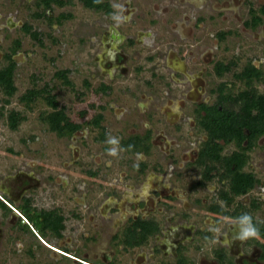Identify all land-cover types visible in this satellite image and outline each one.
<instances>
[{"label": "flooded vegetation", "instance_id": "1", "mask_svg": "<svg viewBox=\"0 0 264 264\" xmlns=\"http://www.w3.org/2000/svg\"><path fill=\"white\" fill-rule=\"evenodd\" d=\"M33 3L41 8L40 12L33 13L34 18L38 17L36 13L49 18L51 8H45L40 0ZM8 4L9 1L0 4L3 7L0 9V69L11 65L14 81L22 43L19 38H11V32L15 27L24 32L25 24L18 26V20L12 15L16 6L7 11ZM147 4L151 8L149 1ZM16 5L19 8V2ZM128 5L123 4L124 16L117 22L111 5L108 13L90 9L101 12L103 18L99 22L100 31L93 39L97 51L93 61L99 72L94 92L102 98L101 102L90 105L95 110L93 115L80 111L79 121L69 118L56 96L47 89L57 109L45 102L49 108L46 113L63 109L65 119L78 126L71 133L60 135L40 119L58 140L64 139L68 160L62 162V174L56 171L55 165L41 167L43 160L38 146L29 145L38 141L37 134H31L27 140L18 137L17 149L5 147L7 159L0 163V253L11 256L13 261L19 258L18 264H70L72 260L74 264H164L159 260V253L163 246L160 239L165 237L170 240L177 258L194 264L195 260H208L206 252L215 248L213 233L223 224L236 221L244 225L238 245L250 250L255 264L259 261L264 264V237L249 221L239 217L249 216L253 223L264 226V211H260L258 205V201L264 203L263 193L256 191L262 188L261 177L247 170L250 152L255 148L264 149L263 30L259 37L252 39V44L246 45L247 59L240 70L234 71L232 68L237 67V63L212 59L215 52L211 47L214 50L216 42H227L229 30L210 33L211 37L215 36L214 43L200 42L193 36L192 33L203 31L204 23L200 22L177 27L175 21L159 32L162 27H158L157 17H149V10L140 13L135 5L130 7L134 10H124ZM180 7L176 8L180 10ZM225 9L231 10L224 8L218 13L227 11ZM248 14L250 19L243 22L245 28L255 31L261 26L264 28V3L257 11L250 7ZM254 18L260 22L255 24L257 19ZM174 40H177L176 45ZM205 44L207 46L203 47ZM58 72L65 75V79L59 78ZM67 73L68 70H58L54 77L71 87ZM119 83L125 84L121 86L125 97L117 89ZM84 85L89 86L87 81ZM15 94L16 90L8 95L0 87V121L12 132L18 130L24 119L21 108L34 103L24 102V93L14 100ZM105 111L111 113L114 123L106 122ZM14 117L20 119L11 128L9 120ZM60 124L64 126L63 121ZM108 124L113 125L112 128ZM217 124L228 125L222 135L214 133ZM187 164L192 167L191 171H186ZM41 169L45 172V181L40 177ZM79 174L78 179L72 178ZM237 174L252 175L254 184L250 190L233 196L229 183ZM187 176L191 178L184 187L183 179ZM57 184H62L63 192L51 199V208L39 209L34 193L42 186L50 188ZM222 185L226 188L221 189ZM67 186H75L91 203H87L86 198L85 201L72 198L71 204V198L64 193ZM128 186L139 187L138 198L132 195L131 201L123 199L119 190ZM190 191L203 195L193 203L203 205L206 213L184 204L183 199L190 197ZM222 191L228 193V200L220 197ZM254 193L258 196L245 207ZM92 204L109 211L105 215L96 209L98 219L91 224L107 232L109 237L106 256L102 254L99 261L94 262L72 254L74 237L71 236V230L81 231L90 224L85 220L88 219L85 212ZM72 209L74 223L70 218L65 220V213L61 212ZM258 213L262 220L255 218ZM46 215L60 219L55 225L44 228L50 222L49 218L46 221ZM26 233L34 235L36 242L23 239ZM131 233L134 238L127 243ZM40 243L64 262L53 257V260H43L36 250ZM188 249L193 250L195 258L189 255Z\"/></svg>", "mask_w": 264, "mask_h": 264}, {"label": "rangeland", "instance_id": "2", "mask_svg": "<svg viewBox=\"0 0 264 264\" xmlns=\"http://www.w3.org/2000/svg\"><path fill=\"white\" fill-rule=\"evenodd\" d=\"M7 1H9L7 11H10L11 8L16 6L14 9L15 13L12 15L15 17V21L18 20V26L22 24L30 25L33 30L40 34L41 38L40 43L34 42L31 38H29V35L25 31L23 32L18 27H15L14 32H11V38H19L22 43L20 49L21 51L18 53V60L20 63L17 70L14 72V85L16 88L14 100L16 99V96H19L32 88L41 89L46 86L51 91V94L56 96L58 104L64 107L69 118L79 121L77 119V114L80 111H85V113L89 116L91 114L93 115L95 110L90 108V105L94 106L97 102L102 101V98L97 97L94 92L99 83V72L95 62L93 61V57L97 52L96 47L93 46V39L95 40L97 32L100 31L99 28H101L99 26V22L103 20L101 12H93L92 10L85 8L80 0H64L66 2L64 6H57L55 4L52 5L51 10L49 11V18L41 16L34 18L33 13L41 11V8L35 7L33 3L34 0H23V2H20V0H0V4ZM102 1L111 5L116 22L124 16L122 11L123 4H129V7L124 10H134V8H130L133 5H135L136 11L140 13H144L149 10V17H157V21L159 23L158 27H162L159 28L160 30L157 29L159 32L168 29L166 26L170 23H174L175 21H177L175 24L177 27L181 24L188 25L195 22L204 23V28L201 33L200 31L198 33H192L196 39L198 38L200 42L204 43H206V41H214L215 36L211 37L210 33L213 32L216 34L218 31L229 30L231 34L229 33L227 36V42H216L214 44V50L212 49L213 47H211V50L215 52L212 55V59L223 60L225 63L229 61L237 63V67L234 66L232 68L234 71L240 70L243 62L247 59L244 53L246 52L249 44H252V39L254 37H259V33L262 32V30L264 32V28L262 26L255 31L245 28L243 25L244 21L250 19L248 9L251 7L257 11L264 3V0ZM148 1L152 5L150 6L151 8H149V5L147 4ZM16 2H19V8H17ZM1 6L2 5H0V9H3ZM179 6H181L180 10L176 8ZM224 8H229L231 10L229 11L225 9L227 11L218 13L219 10ZM60 15L66 17H61ZM197 19L200 20L198 21ZM201 37H203V39H201ZM91 39L92 41H90ZM173 42L175 45L177 44V40H174ZM150 44H154V47H156L154 41H151ZM206 46L207 44L203 47ZM211 50L210 52H212ZM259 51L255 52L259 53ZM58 70H68L67 78L72 84L71 87L64 85L59 79L54 77V73ZM84 81L88 82V88L84 87ZM121 86L124 87L125 84H117V89L120 91L121 96H124V93L122 92L124 89ZM30 106V108H21L24 119L18 127V130H15L14 132L7 130L5 125L0 121V163H2L1 161H4L5 158L7 159L5 155V147L17 149L18 146L16 145V141L18 137L21 136L24 140H27V138L34 133L35 136L37 134L38 141L29 145L32 148L35 147V145L38 146V154L40 155V159L43 160L41 167L45 168L43 166L44 164L50 166L55 165L56 171L61 173L62 162L68 160L64 139L58 140L55 137V134L48 130L46 124L38 118L42 112L49 111V108L43 98L36 97L34 103ZM105 120L107 123H114L112 121V115L109 111H105ZM112 126L108 124L109 128H112ZM12 159L15 160V158ZM10 160L9 156L8 161ZM248 161L247 170L254 172L256 176L261 177L259 179L262 181V185L260 186L262 188H257L256 191L263 193L262 199H264V149L255 148L250 152ZM259 164L261 165L258 166ZM89 166H93V164H89ZM188 166L189 165L187 164L186 171H191L190 168L192 167ZM74 171H77V168H74ZM44 174V170L41 169L40 177L43 181H45ZM76 176L77 177L72 178L74 180L78 179L80 174ZM190 178V176H187V179L182 178L184 187H186V184L189 183L188 180ZM64 180H66V178H64ZM61 185L62 184L53 185L50 188L47 186L43 188L42 186L37 193H34V197L37 198L36 204L39 209L52 207L51 199H56L59 197L60 193L63 192V190H61ZM225 188L226 186L222 185L221 189ZM191 191L190 197L183 199L184 204H186V206L191 204L194 209H200L202 213H206L203 205L197 206L193 203L194 199L203 195L201 193L191 194ZM103 192L106 194L107 190L105 189ZM64 193L67 194L65 197L71 198V204L74 198H76L74 200L81 198V200L83 199L84 201L86 198V202L91 203L86 196L84 197L81 195L80 191L75 186H67ZM255 195L257 194L254 193L249 196V199H247L245 203V207L253 201ZM81 200L80 202H82ZM260 203L261 201H258L260 211H264V203ZM91 206L90 210L85 212L86 214L88 213V219L85 220L90 224L84 226L85 229H82L81 231L71 230V234H73L71 236L74 237L72 254L78 259L94 262L95 260L99 261L98 257L102 254L106 256V253L108 252L107 243L109 237L107 232H101L100 228L91 227V224L94 225L93 222L95 219H98V210L96 209L103 211L105 215H108L109 211L108 208L102 210L99 206H97V204H92ZM61 212L65 213V220L67 218H73L71 213H74V209L71 211L65 210ZM254 216L257 220H262L259 213ZM72 222L74 223L75 220L73 219ZM68 226H70V224ZM75 228L79 229L78 226H75ZM94 235L95 237H93ZM22 238L26 241L30 240L31 242L37 240L34 235L32 236V234L30 235L28 233H26V237L23 236ZM49 239L50 236L45 238L46 241H49ZM36 250L41 254L44 258L43 260L45 261L48 259L53 260V258L59 260L58 257L53 256L52 253H50L42 244L38 248L36 247ZM120 253L122 254V252ZM14 256L18 258L17 255L14 254ZM122 257L125 259L127 258L124 254H122ZM1 260L4 264H18L17 262L19 261V258L18 260L13 261L11 256L0 253V261ZM24 260H26V258H24ZM59 261L61 263L64 262L61 259ZM117 261L120 262L119 260ZM74 263L75 261L72 260L70 264Z\"/></svg>", "mask_w": 264, "mask_h": 264}, {"label": "trees", "instance_id": "3", "mask_svg": "<svg viewBox=\"0 0 264 264\" xmlns=\"http://www.w3.org/2000/svg\"><path fill=\"white\" fill-rule=\"evenodd\" d=\"M80 1L82 2L83 6L85 8L93 9L96 11H103L105 13H108L110 11L109 4L105 1H102V0H80ZM40 4L43 5L47 9H50L51 4H55L57 6H63L66 4V2L64 0H40ZM35 16L39 17V16H41V14L36 13ZM255 19H257V21H255V24L260 22V20L258 18H254V20ZM24 30L26 31V33H28L30 35V37L33 40L40 43V34L36 31H33L30 25L25 24ZM12 71H13V67L11 65L6 67V68L0 69V87H2V89L4 91H6V93L8 95H10L11 93H13L16 90L15 85H14V81H13ZM56 75L59 78L65 79V75H63L62 73L58 72ZM47 89L48 88L46 86L41 88V89L32 88V89L26 91L22 95V100L26 103H31L34 101V98L39 96V97L43 98L48 105H51L54 107V109H57V103L53 99V97H51L49 95ZM43 95H45V96H43ZM26 105H28V104H26ZM28 108H30V107H28ZM56 111L57 112H55V113L43 112L39 116L43 122L49 123L51 130H57L59 132L58 134L62 135L64 133H66V134L71 133L74 129L78 128V126L72 124L71 122H69L68 120L65 119L63 109H59ZM19 119H20L19 117L18 118L14 117V118L9 120V125L11 126V128H14L17 125V122L19 121ZM62 121L64 123V126H62L60 124ZM248 125L252 127V123L248 122ZM225 127H228V125H226L224 127H220L217 124V127L214 130V133H216V134L220 133V135H222V133H225L223 130V129H225ZM208 129H209V131L212 132V130L210 129V126H208ZM253 129H254V127H253ZM227 161H229V160H227ZM253 184H254V178L250 174L234 175V177H232L230 179V183H229L230 194L233 196L234 195L235 196L240 195V194L250 190L252 188ZM220 197L225 199V200L229 199L228 193H226L224 191L220 192ZM45 217H46V221H47V218H49L48 221H50V222L46 226H43L44 228L50 227L51 225H55L58 222V220L60 219L59 217H54V218L47 217V215ZM239 217L249 221L251 223V225L253 226L254 230H256L257 233H261V235L264 237V226L256 225L255 223H253L252 218L249 216L239 215ZM133 238H134V235L132 233L130 235L128 234L126 242L128 243L129 240L133 239Z\"/></svg>", "mask_w": 264, "mask_h": 264}, {"label": "crops", "instance_id": "4", "mask_svg": "<svg viewBox=\"0 0 264 264\" xmlns=\"http://www.w3.org/2000/svg\"><path fill=\"white\" fill-rule=\"evenodd\" d=\"M119 191L122 193L124 200L128 199V201H131L129 198H131L132 195H135L136 198L139 197V187L137 186L124 187ZM243 231L244 225L236 221L228 222L226 225L223 224L220 230H218L216 233H213V236H215L213 240V246H215V248L212 252H206L207 256H209L208 260H206V258L204 261L195 260L194 264H247L248 261L252 264H255V262L252 261V254L250 250L245 248L244 245H238L237 243V240L241 237ZM191 234L195 235L194 233ZM160 241L163 246L159 253V260L164 264H186L190 262L188 260H180V258L175 256V251L172 248L171 242L168 238L162 237ZM201 248L206 250L203 247ZM188 251H190L189 255H192L193 250L188 249ZM130 258L134 260L131 256ZM258 264H260V261Z\"/></svg>", "mask_w": 264, "mask_h": 264}]
</instances>
